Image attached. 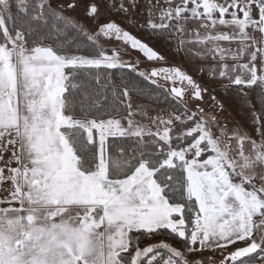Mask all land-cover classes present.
I'll return each instance as SVG.
<instances>
[{"label":"snow or ice","instance_id":"6c2138e0","mask_svg":"<svg viewBox=\"0 0 264 264\" xmlns=\"http://www.w3.org/2000/svg\"><path fill=\"white\" fill-rule=\"evenodd\" d=\"M0 264H264V0H0Z\"/></svg>","mask_w":264,"mask_h":264},{"label":"rangeland","instance_id":"374dc122","mask_svg":"<svg viewBox=\"0 0 264 264\" xmlns=\"http://www.w3.org/2000/svg\"><path fill=\"white\" fill-rule=\"evenodd\" d=\"M141 36V38L143 37V34H139ZM154 47H156L157 51H159L162 55H164L166 57L167 63L169 65H183V67L191 74L195 75L192 72V68L187 65V64H183V61L177 59L176 57H174L170 52H168L162 45L160 44H155ZM133 55H137L136 53H133Z\"/></svg>","mask_w":264,"mask_h":264}]
</instances>
